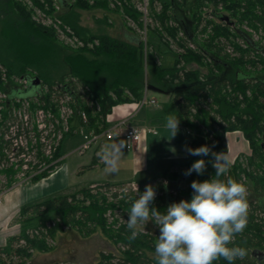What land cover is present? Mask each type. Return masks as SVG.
I'll use <instances>...</instances> for the list:
<instances>
[{
	"label": "trees",
	"instance_id": "1",
	"mask_svg": "<svg viewBox=\"0 0 264 264\" xmlns=\"http://www.w3.org/2000/svg\"><path fill=\"white\" fill-rule=\"evenodd\" d=\"M151 1L152 3L154 2V0ZM162 1L164 3V11L158 18L164 21L169 17L167 12L170 10V13H172L170 17L178 20L180 27L189 29V21L185 17V11L187 10V6L190 8L191 1ZM257 1H260V4L264 7V0ZM67 2L68 5H65V11L62 14L63 21L71 26L82 40L88 42V39H99L100 45L93 50H76L74 48L75 50L73 51L67 49L70 47H63L58 43L54 32L36 24L32 19L31 13L19 1L0 0V92L7 94V101L6 99L0 101L2 118H4L0 121V147L4 141L3 136L6 129V111L11 108L12 104L16 105L18 97L25 99L21 95L17 96L16 92L20 91V94L29 93L28 86L25 88L23 84L17 85V83L13 85L10 79L12 76H19L20 79L22 77L29 79L28 83H30V78L27 75L34 77V75L28 73L29 69H31L35 72V76L41 80L38 89L43 88L44 84L47 86L48 93L46 95L43 93L39 99L40 102H43L44 108L50 107L47 111L52 112L55 117L58 116L59 111L54 110L53 96H62L63 93L67 92L71 95L70 99L75 105V110L77 112L85 111L89 116L87 129L99 132L107 127L105 124L106 119L116 106L132 102L139 103L143 98L145 89H148V91L152 89L167 94L174 93L173 105L175 110L173 109V114L180 119V123L185 127H191L193 132H199L197 137L195 134L191 148L194 149L208 145L212 147L214 152H225L224 131L215 132L216 143L213 144L209 140V135L202 133L200 125L192 122L191 118H189L188 113L191 105L194 104L199 93L207 87L209 96L212 97V104L208 105L210 110L217 104L219 106L218 112L225 118L231 114H237L238 116L240 112L244 113L245 118L249 116L245 120L242 119V116H238L237 119L239 124H242L241 127L245 135L254 147V161L257 158L264 160V143L260 146L254 143L256 130L264 113L263 74H247L234 68L232 66L234 65L233 63L230 64L229 68L226 65L217 64L223 70L233 69L232 73L228 71L229 73L225 72V74L213 77L207 83L208 85L205 84V86L202 82L199 83L200 74L197 70H188L183 75L182 71L177 68L180 59L186 63L195 62L201 65L202 56L200 54L189 51L186 55H177L169 49L174 55L175 66L170 69L163 68L157 63L154 53L147 51L145 57L144 44L135 35H133V39H126V36L124 38L116 37L106 34L104 31L94 34L83 29L80 24L81 13L78 8L90 9V7L83 0H77L75 4L68 0ZM98 2L102 3V0H98ZM125 13L133 17H139L134 10L132 11L129 8H125ZM233 22L224 21L221 24L218 23L215 28L219 31L222 30L223 33L229 36L230 32H233ZM100 23L104 24V21ZM223 28L228 31L225 32ZM236 31L240 36H243L241 31L237 29ZM186 41L187 43L189 42L185 39L184 42ZM150 43L155 45V47L159 45V50L164 45L161 39L156 38H152ZM210 43L212 44L213 40ZM211 44L207 46L209 47ZM247 44V49L250 52L264 55V46L250 42H247ZM214 55L216 57L219 56L218 53H214ZM149 59L152 60L151 66H149ZM222 59V61H226L225 57ZM241 60L242 62H248L245 52H241ZM211 74L212 72H209L208 75ZM4 75L8 76L7 82H3L2 80ZM228 83L238 85L239 90L245 96L247 89L252 90V99L248 100L243 111L240 109V104L234 100L235 98L229 100L224 95L225 92H222ZM35 94L36 91L33 96L30 94L26 99H32ZM90 103L91 106H89ZM58 109H60V106ZM210 110L200 111L201 114L196 117L200 123L208 125V120L211 119ZM81 125H83L81 121H76L70 124V130L74 129L75 131ZM193 157H197V160H205L206 170L203 174L192 172L191 175L186 176L183 174L176 180L174 179L175 175H171V170H169L163 176H170L174 183L191 184L194 180H205L215 175L216 170L209 162L211 156ZM195 161L186 164L187 170ZM5 172L13 173L14 170L10 169ZM45 177H38L36 180ZM220 178L222 179L223 176ZM253 178L256 182L255 191L264 190V174L262 176H253ZM112 185L119 184L106 183V186ZM176 187L181 188L180 184L176 185ZM78 195L46 198L38 203L24 206L20 212V232L13 235L6 242L5 247L2 248V252L7 255L16 253L22 259L18 264H26L24 260L26 258L30 259L33 251L49 250L50 247L46 246L45 241L37 237L46 238L48 235L54 237L60 226L52 229L39 225L52 219L56 214H60L64 223L71 227L79 226L82 229L81 232L83 229L87 230L86 234H90L96 230L92 224L97 221L102 230L108 234L109 232L105 229V220L103 218L105 207L102 205V198L100 199V195H102L101 189L93 192L91 188L87 187L80 190ZM88 199L91 201V205L86 206L84 201ZM181 200L190 201L191 198L181 196V199H169L165 201L167 205H170L173 202ZM261 201L262 203L249 202L247 227L243 233L236 236L234 241L235 246L246 249L247 255L243 259H237L234 264H264V201ZM30 228L34 229L28 231ZM37 232L38 234H36ZM130 235H119V237L115 238L109 235L114 241H122L128 246L124 255L125 258L121 259L119 264H157L156 257L152 255V253H155V240L146 235H140L135 240H130ZM14 246L18 247L14 249ZM110 258V256L102 253L99 264H104L105 261H107L106 264H112ZM1 264L3 263L1 262ZM213 264H228V262L220 259L214 261Z\"/></svg>",
	"mask_w": 264,
	"mask_h": 264
},
{
	"label": "rangeland",
	"instance_id": "2",
	"mask_svg": "<svg viewBox=\"0 0 264 264\" xmlns=\"http://www.w3.org/2000/svg\"><path fill=\"white\" fill-rule=\"evenodd\" d=\"M17 1L27 8L36 24L46 29L52 30L58 43L63 47L67 48L71 46L70 48L72 49H67L73 51L75 49L93 50L95 47L100 45V41L97 38L88 39V42L79 38L73 28L63 21L62 14L65 11V8H58L57 2L55 0H49L48 2H45L44 0H33V5H31L28 0ZM69 1L74 4L77 2V0ZM83 1L90 7V9L78 8L79 12L81 13L80 24L83 29L94 34H99L102 33L101 31H104L106 34L123 38L126 34V39H133V35L137 36V38L146 35L148 52L154 53L157 63L163 68L170 69L175 66V58L172 52L176 53L177 55H186L189 51L195 54H200L202 56L200 61V63H202L201 65H198L195 62L186 63L180 59V63L177 65V68L182 71L181 73L183 75H185L188 70H197L200 74L198 81L199 83L202 82L203 85H208L207 83L209 80H211L213 77L215 78L216 76H220L223 73L225 74V72L232 73L233 69L223 70L222 67L219 65L217 66V64L224 66L226 65V67L229 68L230 64L233 63L234 65L232 66L234 68L239 69L240 71H243L247 74L264 75V55L257 52H250L247 49L248 46H246V44L242 41V37L236 31L237 29L238 31H241L242 34L248 35V37L254 40L250 43L264 46V7L260 4V1L190 0L191 6L190 8L187 6V10L185 11V17L189 21V29L180 27L178 20L170 17V15L172 16L170 10L167 12L169 17H167L164 21L158 18V16L163 14L164 11V3L162 0H154L153 3L151 0H102V3H99L98 0ZM33 6H35L36 9ZM46 7H48V9ZM125 8H129L132 11L134 10L139 15V17H133L126 14ZM212 11L224 14L222 15L223 18H227L226 15H228L231 20L234 21L235 27L233 28V32H230L229 36H227L226 33H223L222 30L219 31L215 28L218 23L221 24L222 21L220 19L219 22L218 19L210 17ZM42 14H44V18H49L51 21H46L43 23L42 20H40V22H37L34 17H38ZM56 17L59 18V20H62L63 24L61 23L58 25H52V19H55ZM101 21H104V24L100 23ZM64 24L68 25V28H66ZM223 29L225 32L228 31L225 28ZM63 34L71 36L65 37ZM74 35L82 40L85 45L80 43L73 44L72 42L76 38L73 37ZM152 38L162 40L164 45L161 46L160 50L158 48L159 45L155 47V45L150 43ZM185 39H187L189 43H187V41L184 42ZM212 40L213 43L211 44L210 42ZM208 44L211 45L208 47ZM241 52L246 53L248 62H242ZM214 53H218L221 58L219 56L216 57ZM223 57L226 58V61H222ZM151 64L152 60L149 59V66H151ZM209 72H212V74L208 75ZM28 73L36 77V74H34L35 72L33 70L29 69ZM7 78L8 76L4 75V78L2 77L3 82H7ZM10 80L13 85L15 83H17V85L23 84L19 76H12ZM238 87V85H231L228 83L222 92H225L224 95H226L229 100L235 98L234 100L240 104V109L243 111L248 100L252 99V90L247 89L245 96ZM43 92L45 95L48 93V88L45 84ZM147 97L148 99L155 98L157 101L156 106L162 107L163 111L171 109V113L174 112L175 109L174 105L172 104L174 93H160L149 89ZM211 102L212 97L209 96V90L206 87L201 91V93H199L198 98L189 109L188 114L189 118H191L190 120L200 125L201 131H203L202 133L209 135V140L213 144L216 143L215 132H225V152L229 157L230 165L227 175L223 176L222 179L232 177L237 181L243 180L248 189V203H262L261 200L264 201V190L260 189L259 192L255 191L256 182L254 181L253 176H262V174H264V160L255 158L256 160L254 161V147L251 141L245 135V132L241 127L242 124H239L237 119L238 116H242V119L245 120L249 118V116L245 118L244 113L240 112L238 116L237 114H231L225 118L218 112L219 106L217 104L214 106L212 105L213 108L210 110L208 105L212 104ZM19 105V102L16 103L14 114L20 110L21 106ZM32 105H35V102H31V106ZM36 106L43 107L42 103H39V105ZM89 106H91V103ZM145 107L148 106L145 105ZM49 108L50 107H48V109ZM201 110H210L209 112L211 119L208 120V125L206 123H200L199 119L196 118L201 114ZM11 112H13L12 109ZM105 124H108V119H106ZM189 129L194 134V138L195 134L197 137L199 132H193L191 127ZM144 137L145 135L143 138ZM115 138L116 139H113L114 141L111 140L108 142L113 143L115 141H125L123 137ZM254 140L255 145L258 146L264 143V113L261 117V122L258 125V129L256 130ZM81 141L82 137L77 131H74V129L65 135V138L61 142L60 148L63 155H66L67 157L60 166H62L61 169H63V172L64 166H67L66 182H68V187L61 191H57V193L49 195L47 198L63 197L73 194L78 195L80 190L87 187L91 188L93 192L101 189L102 195H100V199L102 198L101 202H103L102 205L105 207V211L103 213L105 229L109 232L108 234L114 236V238L119 237V235L126 236L131 234L130 230L127 228L128 212L130 210L132 201L138 198L139 193L142 194L145 191L147 185H152L156 191V198L151 206L159 209L160 211L166 210L169 205H167L165 202L164 186L166 185L167 180L169 178L171 179L170 176H159L146 182H139L140 185L143 186L141 187V191H130L129 193H123L121 196L115 195L114 193L112 194L108 189L105 190V188L109 187L106 186L107 182L122 183L129 179V177H135L137 181H143L163 174L166 168L160 169L154 165V159L151 155V152L146 153L147 156L146 160L144 161L145 153H133L132 151H129L125 145L122 150L123 156L119 161V172L109 173L106 170L105 162L97 155V153L100 151V148L105 144L99 143L98 145H93L84 155L72 153V151L79 144H81ZM96 150L97 153L95 154V164L93 163V157ZM196 158L194 157V161L197 160ZM134 164L139 166V172L137 173V176L132 175V168ZM14 168H16V162H14ZM186 170V164H182V167L177 166L173 168L170 174L175 175L174 179L178 180L186 172ZM15 171L17 172V170ZM56 171L57 169L51 174ZM18 175L15 173L14 175H11L10 178L17 181V179H19L17 178ZM0 178L3 179L4 175H0ZM211 178L212 177L209 179ZM43 179L45 178L40 180L35 179L34 181L28 183V185L41 182ZM62 181H64V179ZM203 181L204 180H200V182ZM179 184L181 186L179 195L191 198L193 194L191 184ZM24 186L26 185L16 186L14 188ZM12 189L13 185L11 186L10 183L8 185V191H6L3 196ZM171 196H175V193L172 192ZM45 199L46 198L41 199V201ZM38 202L40 201H36L34 203ZM84 204L86 206L91 205V201L89 199L85 200ZM20 220V216H17L14 221L15 223L19 224ZM93 223L94 224H92V226H95L96 230L90 234H86L87 230L83 229L81 232L82 229L79 228V226L71 227L70 225L64 223L60 214H56L52 217V219H49L43 224L41 223L39 225L47 227L49 224L50 228L52 229L60 226L54 237L50 235H48L46 238L37 237L40 240H44L46 246L50 247V249L47 251H33L32 257L30 259L26 258L24 260L25 263L99 264L101 261V255L103 253L106 256L111 257L110 260L112 264H119V261L125 258L124 255L128 249V246L122 241H114L113 238H111L106 232L102 230V227L97 224V221ZM138 228L140 232L138 237L140 235H146L153 238L156 243V239L160 233L158 226H156L154 222L149 221L145 227L138 226ZM33 229L34 228H30L28 231H32ZM11 237H9V239ZM5 245L6 243L0 245V264L1 262L3 264L20 263L22 259L16 253L7 255L6 253L2 252V248L5 247ZM17 247L18 246H14V249ZM152 255L155 256V253H152ZM106 263L107 261H105L104 264Z\"/></svg>",
	"mask_w": 264,
	"mask_h": 264
},
{
	"label": "clouds",
	"instance_id": "3",
	"mask_svg": "<svg viewBox=\"0 0 264 264\" xmlns=\"http://www.w3.org/2000/svg\"><path fill=\"white\" fill-rule=\"evenodd\" d=\"M179 124L180 119L169 114L164 125L167 135L162 138H175ZM125 145V141H115L103 145L97 153L109 173L119 172ZM186 152L191 156H211L209 162L216 170L215 175L203 182L192 181L191 200L173 202L164 211L151 206L156 191L152 185H147L131 203L127 219L129 239L135 240L140 234L138 226L145 227L152 221L160 233L155 243L157 264H213L220 259L234 264L247 255L246 249L235 246L234 241L248 224V189L243 180L220 178L229 171L226 152H214L208 145L186 147ZM205 170V160L198 159L184 174H203ZM64 172L67 175L66 165Z\"/></svg>",
	"mask_w": 264,
	"mask_h": 264
},
{
	"label": "built area",
	"instance_id": "4",
	"mask_svg": "<svg viewBox=\"0 0 264 264\" xmlns=\"http://www.w3.org/2000/svg\"><path fill=\"white\" fill-rule=\"evenodd\" d=\"M28 1L33 5V0ZM44 1L48 2L49 0ZM55 1L57 2L58 8L63 9L65 7L60 4L59 0ZM33 7L36 9L35 6ZM46 8L48 9V7ZM222 15L224 14L212 11L210 17H214L220 22V16ZM226 16L229 17L228 15ZM34 18L37 22H40V20H42L43 23L51 21L49 18H44V14ZM51 23L52 25H58L62 23V20H59V18L56 17L55 19H52ZM63 36L69 37L71 35L63 34ZM73 37L76 36L74 35ZM138 38L145 43L144 50L146 57L148 51L146 35ZM72 43L85 45V43L77 37ZM21 82L23 83V86H27V81L25 79H21ZM41 93H43L42 89L39 92H36L32 99L18 100L16 102H19V106H21L18 112H32L31 116L26 115V117L31 118L32 126L37 134H28L22 127H11L8 121L5 123L6 129L3 136L4 141L0 147V175H4L3 179L0 178V201L3 194L8 191V185L10 183L11 186L13 185V188L16 186L28 185V183L34 181L38 177L48 176L56 169L58 170L59 166L67 157L66 155H63L60 146L65 135L70 132V124L76 121H81L84 124L89 122V116L85 111L77 112L75 110V105L70 99L71 95L67 92L63 93L62 96H53L52 102L55 104L54 110L60 112V118L53 122L48 121L46 117V111L48 108L45 109L34 105L31 106V102H35V105L38 103L37 105H39V96ZM147 93L148 89H145L143 98L139 102V108H142L145 105H156V99H148ZM6 98V94L0 93V101L5 100ZM59 106L61 107L60 109H58ZM11 109L13 112H11ZM11 109L6 111V117L14 113L16 105L13 104ZM3 119L2 106H0V121ZM77 132L82 137V141L72 153H78L79 155H84L93 145H98L99 143L105 144L106 141L112 140L119 134L124 138L126 148L129 151H134L144 135L158 134L156 128L152 126L130 124L128 118H121L98 133H95L94 130H86L84 128H79ZM14 162H16V168H14ZM10 169H15L17 172L15 170L13 174L5 172ZM15 173L16 175L19 173L17 177L19 179H17V181L10 178V176ZM178 184L179 183H174L171 179H168L164 186V192L171 194L173 188ZM119 185L109 186L105 188V190L108 189L112 194L114 193L115 195L121 196L123 193H129L130 191L138 192L137 188L141 191V187H143L137 181H131ZM47 228H50L49 224ZM36 234H38V232Z\"/></svg>",
	"mask_w": 264,
	"mask_h": 264
},
{
	"label": "crops",
	"instance_id": "5",
	"mask_svg": "<svg viewBox=\"0 0 264 264\" xmlns=\"http://www.w3.org/2000/svg\"><path fill=\"white\" fill-rule=\"evenodd\" d=\"M124 36H126V34ZM156 105H146L148 107L143 106L142 108H139V103L137 102L118 105L113 109L107 118V127L121 118H128L130 124L152 126L156 128L158 134L145 135L143 140L140 141L136 149L132 152L136 154H141L142 152L145 153L144 161L146 160V153L151 152V155L154 159V165L160 169L166 168L164 173L143 181H137L135 177H129V179L122 183H107L125 184L131 181L146 182L159 176H163L167 171L172 170L177 166L189 164L194 161V157L186 152V147L190 148L194 139V134L192 131L180 123L179 132L175 138L171 140H169L171 138L170 136H168V138H162V136L167 135L164 128L166 117L169 114H174L171 113V109L163 111L162 107H158ZM115 137L122 138V135L119 134ZM115 137L113 139H116ZM113 139L112 141H114ZM108 143L110 142H105V144ZM96 153L97 150L95 151L93 157V163L95 164ZM61 167L62 166H60L59 169L53 174L45 177V179H43L41 182L29 184L24 187L13 188L10 192H7L3 196L2 200L0 201V245L6 243L9 237L20 232V225L15 223L14 220L17 216H20L21 209L24 206L30 205L31 203L34 204L36 201H41V199L47 198L49 195L57 193V191H61L68 187L66 175ZM132 170V175L137 176V173L139 172V166L134 164ZM63 179L64 181H62Z\"/></svg>",
	"mask_w": 264,
	"mask_h": 264
},
{
	"label": "bare ground",
	"instance_id": "6",
	"mask_svg": "<svg viewBox=\"0 0 264 264\" xmlns=\"http://www.w3.org/2000/svg\"><path fill=\"white\" fill-rule=\"evenodd\" d=\"M221 21L222 22H224V21H231L232 22V20H231V18L230 17H227V18H223V16H221ZM232 26L233 27H235V23L233 22V24H232ZM65 27L66 28H68V25H65ZM242 37V41L246 44V46H248V44H247V42H252V41H254L253 39H251L250 37H248V36H246L245 34H243V36H241ZM142 41V40H141ZM143 42V44H144V47H145V43H144V41H142ZM148 45V44H147ZM71 47V46H70ZM21 79H25L26 81H27V86H28V82H29V79H27V78H24V77H22ZM20 79V80H21ZM30 81H31V79H30ZM41 84V83H40ZM27 86L25 87V88H27ZM29 87V86H28ZM44 88V87H43ZM43 88H41L42 89V92H43ZM41 89H37L36 90V92H39ZM1 93V92H0ZM44 93V92H43ZM43 93H41V95L43 94ZM30 94L33 96V94H34V92L32 91L31 92V89H30ZM7 95V94H6ZM40 95V96H41ZM39 96V97H40ZM33 98V97H32ZM26 99V98H25ZM29 99V98H28ZM17 101L18 100H24V99H21V98H17L16 99ZM6 101H7V98H6ZM39 101H40V99H39ZM40 103H43L42 101L40 102ZM15 105V104H14ZM12 106H13V104L11 105V108H12ZM10 108V109H11ZM61 108V107H60ZM24 114V115H23ZM26 115H32V112H30V111H22V113L21 112H17L16 114H11V115H9V116H7V118H6V121H8V123H9V125L12 127V126H18V127H22V128H24L25 129V131L28 133V134H37L36 133V131L34 130V128H33V126H32V120H31V118H27L26 117ZM46 117H47V119H48V121H51V122H53V121H55V120H57V119H59L60 118V112H59V114H58V116L57 117H55L54 116V114L52 113V112H48V111H46ZM89 123V122H88ZM84 124L83 123V125H81L79 128H84V129H86V130H88L87 129V126L89 125V124ZM78 128V129H79ZM77 129V130H78ZM77 130H75V131H77ZM69 131H71V130H69ZM95 133H98L97 131H94ZM180 190H181V188H177L176 186L173 188V192L175 193V196H172L171 197V194H168V193H165V200H169V199H172V200H176V199H181V195H179L180 194ZM31 233V232H30ZM71 263V262H70Z\"/></svg>",
	"mask_w": 264,
	"mask_h": 264
},
{
	"label": "water",
	"instance_id": "7",
	"mask_svg": "<svg viewBox=\"0 0 264 264\" xmlns=\"http://www.w3.org/2000/svg\"><path fill=\"white\" fill-rule=\"evenodd\" d=\"M59 2H60V4H62L64 6L68 3L66 0H59ZM220 18H221V16H220ZM27 77L31 79V82L28 84L29 93L25 94L26 93L25 92L24 94H20V91H17L16 92L17 96L21 95V96H23V98L29 97L30 96V89L33 92H35L38 89V87L40 86L41 80L38 77H33L30 75H27Z\"/></svg>",
	"mask_w": 264,
	"mask_h": 264
}]
</instances>
